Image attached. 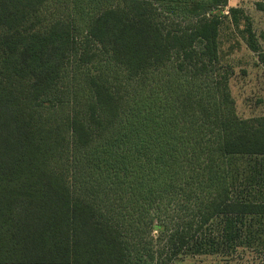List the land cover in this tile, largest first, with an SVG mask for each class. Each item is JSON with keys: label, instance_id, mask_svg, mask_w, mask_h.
<instances>
[{"label": "trees", "instance_id": "1", "mask_svg": "<svg viewBox=\"0 0 264 264\" xmlns=\"http://www.w3.org/2000/svg\"><path fill=\"white\" fill-rule=\"evenodd\" d=\"M226 5L0 0V264L264 259V115L220 33L264 50Z\"/></svg>", "mask_w": 264, "mask_h": 264}, {"label": "rangeland", "instance_id": "2", "mask_svg": "<svg viewBox=\"0 0 264 264\" xmlns=\"http://www.w3.org/2000/svg\"><path fill=\"white\" fill-rule=\"evenodd\" d=\"M260 4V8L256 5ZM239 8L249 16L258 45L264 50V0H227L223 8V14H227L229 8ZM221 49L232 51L226 55L222 63L228 67L229 92L234 102L236 115L239 118H250L264 115V67L257 60V55L247 49L245 44L230 30H223L220 33ZM239 41V47L233 43ZM201 264H220L221 260L215 257H202L196 260ZM240 263L253 262L264 264V259H258L246 252L242 254Z\"/></svg>", "mask_w": 264, "mask_h": 264}]
</instances>
